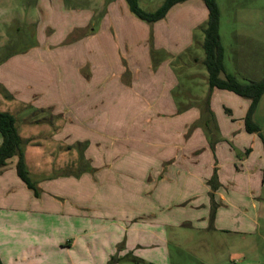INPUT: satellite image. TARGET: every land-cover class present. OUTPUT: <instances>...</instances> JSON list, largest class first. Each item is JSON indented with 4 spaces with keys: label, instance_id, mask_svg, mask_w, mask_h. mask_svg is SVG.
I'll use <instances>...</instances> for the list:
<instances>
[{
    "label": "crops",
    "instance_id": "crops-1",
    "mask_svg": "<svg viewBox=\"0 0 264 264\" xmlns=\"http://www.w3.org/2000/svg\"><path fill=\"white\" fill-rule=\"evenodd\" d=\"M98 5L99 22H72L62 49L0 62V112L16 119L35 186L18 176L16 157L0 170L4 264H104L102 216L87 215L102 203L153 200L165 210L157 224H133L127 249L150 244L165 226L213 220L210 229L229 233L252 209L264 212V134L244 123L251 102L211 91L209 74L203 94L177 92V67L188 66L179 60L208 21L205 3L178 4L154 24L125 0ZM186 97L197 106L181 111ZM44 122L50 129H38ZM174 208L190 219L166 217ZM159 251L149 260L166 264Z\"/></svg>",
    "mask_w": 264,
    "mask_h": 264
},
{
    "label": "rangeland",
    "instance_id": "rangeland-1",
    "mask_svg": "<svg viewBox=\"0 0 264 264\" xmlns=\"http://www.w3.org/2000/svg\"><path fill=\"white\" fill-rule=\"evenodd\" d=\"M102 1L104 0H0V62L13 56L20 60L24 55L44 56L52 50L62 49L67 41L63 42V36L66 29L72 27V22L79 17L87 21L91 18L90 22L95 24L99 22L102 15L95 16V10L97 7L103 10V6L98 5ZM164 1L139 0V5L147 12H154ZM216 1L221 11L220 36L225 50V72L236 76L241 82L264 79V0ZM206 12L208 14L207 8ZM206 26L207 24L204 28ZM204 28L197 30L192 48L179 60L188 65L181 69L177 67L179 94L186 91L203 94L206 88H210L209 83H204L208 71L201 62L206 57L203 49ZM193 74L196 75L191 78ZM14 77L11 75L12 81ZM245 100L250 103V100ZM181 101L187 104V107L179 108L181 111L196 105L190 103L188 97ZM258 111L255 122L260 125L264 134V96ZM41 128L48 130L50 126L44 122L40 123L38 129ZM40 189H37L39 194ZM145 201L141 200L130 208L124 203L114 208L108 203H102V207L96 212L87 209V215L91 217L102 216L103 234L100 237L105 243V250L102 251L105 256L104 264H157L149 259L156 260L157 256L161 259L159 250L163 249L167 252V256L162 258L166 259V264H264V212L258 216L253 209L250 217L240 220L243 224H240L241 228L229 233L210 229L213 220H208L206 228H202L199 222L203 220L195 219L189 220L194 221L195 227L189 224L165 226L164 234L152 236L148 240L150 244L138 245L137 242L133 249H127V244L134 241L131 233L134 223L157 224L165 217L162 216L165 210L159 202ZM186 212L188 211L182 208H174L171 212L166 211V217L180 216L183 223L190 219L186 217ZM86 232L89 233L88 230ZM94 253L99 252L87 251V254ZM100 258L93 256L95 263Z\"/></svg>",
    "mask_w": 264,
    "mask_h": 264
},
{
    "label": "trees",
    "instance_id": "trees-1",
    "mask_svg": "<svg viewBox=\"0 0 264 264\" xmlns=\"http://www.w3.org/2000/svg\"><path fill=\"white\" fill-rule=\"evenodd\" d=\"M125 1L135 17L148 24H154L166 18L173 7L189 0H165L154 12L143 10L139 5V0ZM202 1L208 10L207 26L204 29L203 49L206 54L204 64L209 74V87L211 90L229 91L239 97L250 100L251 103L244 119L245 129L248 133H258L263 138L262 129L255 122V115L264 95V79L241 82L236 76L225 72V50L220 36L221 11L216 0ZM0 136L2 138L0 145V170L4 169L9 161L16 157L18 176L28 188L35 190V186L29 176L23 141L16 127V119L10 113L0 112ZM0 264H4L1 258Z\"/></svg>",
    "mask_w": 264,
    "mask_h": 264
}]
</instances>
